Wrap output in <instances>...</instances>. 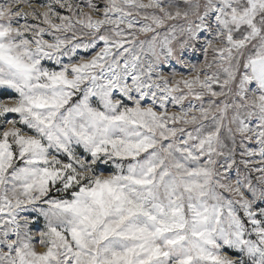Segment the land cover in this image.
<instances>
[{
	"label": "snow or ice",
	"instance_id": "6c2138e0",
	"mask_svg": "<svg viewBox=\"0 0 264 264\" xmlns=\"http://www.w3.org/2000/svg\"><path fill=\"white\" fill-rule=\"evenodd\" d=\"M0 264H264V0H0Z\"/></svg>",
	"mask_w": 264,
	"mask_h": 264
}]
</instances>
